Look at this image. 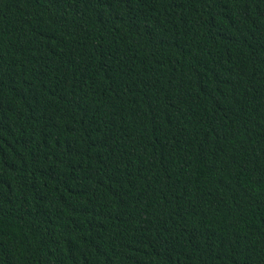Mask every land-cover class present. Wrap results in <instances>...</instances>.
Segmentation results:
<instances>
[{
  "label": "trees",
  "instance_id": "1",
  "mask_svg": "<svg viewBox=\"0 0 264 264\" xmlns=\"http://www.w3.org/2000/svg\"><path fill=\"white\" fill-rule=\"evenodd\" d=\"M0 264H264V0H0Z\"/></svg>",
  "mask_w": 264,
  "mask_h": 264
}]
</instances>
